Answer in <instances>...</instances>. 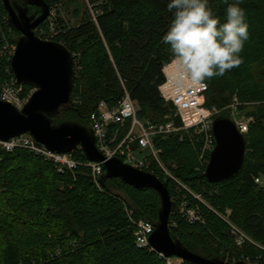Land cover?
<instances>
[{"label":"trees","instance_id":"16d2710c","mask_svg":"<svg viewBox=\"0 0 264 264\" xmlns=\"http://www.w3.org/2000/svg\"><path fill=\"white\" fill-rule=\"evenodd\" d=\"M14 1L22 3V0ZM43 1L50 11L62 2H76ZM95 1L87 2L92 5L94 18L86 11L82 22L75 27L69 28L62 19L55 18L51 22L52 35L47 19L37 28L36 33L42 34L43 40L62 44L79 68L72 86L73 109L52 118L53 123L73 121L90 128V115L96 111L97 104L104 101L113 106L123 97L124 90L138 106L139 119L166 122L173 115V108L161 99L159 86L164 80L162 68L172 59L170 47L161 43L172 20L167 0H103L99 4ZM232 3L236 0H209L221 23L226 21V9ZM240 7L249 25V39L244 42V48L257 45L264 48V0H240ZM29 15L38 16L39 10L29 7ZM13 35L19 34L9 27L0 0V46L9 42L15 47ZM253 35L256 41L248 44ZM244 48L241 54L248 52ZM238 68L240 65L225 75L241 69ZM224 76L205 81L206 107L221 111L230 104L233 89L223 81ZM13 78L10 63L0 59V90ZM22 89L23 97L32 90L27 86ZM241 93L242 102L258 101L261 97L260 93H244V90ZM263 115L264 105L253 116L250 128L253 140L255 134H264ZM220 116L221 113L217 117ZM173 121L180 125L178 119ZM114 129L110 127L109 137ZM125 133L126 128L120 132L118 141ZM177 138L172 135L154 140L155 147L161 150V163L173 177L196 192H200L199 185L217 188L218 193L206 196V200L222 211L230 209L231 221L264 248V188H258L254 181L264 173V155L257 154L261 158L259 164L248 165L246 154L236 177L210 184L203 175L194 172L196 158L189 143L179 142ZM132 150H136V145ZM73 154L79 166L72 172L59 174L51 164L26 150L0 151V264H165L154 249H137L133 236L132 220L143 219L155 225L160 207L157 192L136 189L119 179H109L104 184L98 180L96 184L81 147ZM151 161L147 172L165 183L170 200L176 204L179 197L174 184ZM198 206L204 224L189 225L172 211L168 221V225L175 223V227H169L172 238L205 258H223L219 250L242 253L252 260L264 257V250L252 244L237 249L227 225L203 205Z\"/></svg>","mask_w":264,"mask_h":264},{"label":"water","instance_id":"95a60500","mask_svg":"<svg viewBox=\"0 0 264 264\" xmlns=\"http://www.w3.org/2000/svg\"><path fill=\"white\" fill-rule=\"evenodd\" d=\"M7 13L9 27L19 34L10 69L20 86L33 89L28 101L19 111L0 100V141L6 142L23 134L30 135L49 151L73 153L81 147L89 162L102 163L104 173L99 182L119 179L136 189H153L160 200L158 219L149 236V246L166 258L176 257L189 264H248L230 263L223 258H205L189 251L169 232V217L175 208L165 183L151 173L135 169L118 158H105L98 152L93 131L76 122L53 123L52 118L73 109L71 94L74 81V60L60 43L43 40L37 28L49 16V6L43 0H1ZM29 7L39 15H29ZM215 147L209 155L203 177L210 184H218L236 177L243 165L246 151L244 136L233 120L215 117L212 122Z\"/></svg>","mask_w":264,"mask_h":264},{"label":"built area","instance_id":"2783aa9c","mask_svg":"<svg viewBox=\"0 0 264 264\" xmlns=\"http://www.w3.org/2000/svg\"><path fill=\"white\" fill-rule=\"evenodd\" d=\"M52 16L53 12L50 11L47 18L50 23L52 22ZM2 43L0 46V59L9 63L15 47L9 42ZM77 70L79 68L74 60V78L77 77ZM162 73L164 80L159 86L160 97L165 103L172 106L173 116L178 119L180 125L176 126L170 118H166V122L162 123H152L148 119H139L136 103L131 100L129 93L124 90L123 97L116 104L109 106L106 102L100 101L96 106V111L90 115V129L93 131L98 152L107 159L118 158L123 163L145 172L149 170L150 166L141 155L145 152L149 153L156 161L155 164L162 170L164 177L174 184L179 198L175 201V208L172 211L176 213L178 218L189 225L204 224L198 206V204H201L227 225L229 234L237 249L241 250L246 244L255 245L231 221L229 209L222 211L219 207H214L206 201V196H213L217 191L203 187L200 192H196L192 186L182 183L176 177H173L167 168H163L159 159L161 150L155 147L154 140L158 137L165 139L168 136L177 135L179 142H188L196 146L198 161L201 165L202 174H204L209 155L215 147L212 122L219 111L214 107L208 108L204 105L207 86L201 88L188 84L179 91L174 87L178 66L173 62V59L163 66ZM22 87L16 83L15 78L9 80L0 90V100L10 103L20 111L30 97L29 93L25 97L22 96ZM233 122L240 134L245 131L242 119H234ZM110 127H115L111 137L108 136ZM125 128L126 133L123 139L118 141L117 138L120 132ZM133 145H136V150H132ZM17 149L26 150L32 156L41 158L44 162L51 164L59 174L72 172L79 166L72 152L60 155L51 152L43 145L38 144L28 134L14 137L6 142L0 141V151L2 152L12 153ZM86 167L91 170L92 179L97 184L104 173L102 163L89 162ZM254 181L259 183V178ZM131 213L130 211L129 215ZM132 226L136 248H151L148 238L154 231V225L138 219L136 221L132 220ZM169 227H175V223L171 222ZM159 256L165 260V264H185V261L176 257L166 258L161 253H159ZM240 261L248 264H258L260 262L264 263V257L260 256L252 260L249 256L235 252L227 256V262L236 263ZM252 261L254 263H251Z\"/></svg>","mask_w":264,"mask_h":264},{"label":"clouds","instance_id":"9594fccd","mask_svg":"<svg viewBox=\"0 0 264 264\" xmlns=\"http://www.w3.org/2000/svg\"><path fill=\"white\" fill-rule=\"evenodd\" d=\"M171 23L161 43L171 49L178 66L174 87H206V80L224 76L243 62L240 53L249 39L246 14L240 0L229 4L221 23L209 0H167Z\"/></svg>","mask_w":264,"mask_h":264},{"label":"rangeland","instance_id":"374dc122","mask_svg":"<svg viewBox=\"0 0 264 264\" xmlns=\"http://www.w3.org/2000/svg\"><path fill=\"white\" fill-rule=\"evenodd\" d=\"M88 1L87 0H76L75 3L62 2L61 5H59L58 7H56V8L53 7V9H52V12H53L52 20H54L55 18H60L63 20V22L69 28H72V27H75L82 22L83 18L86 16V11H88L89 15L90 16L92 15L91 17L94 18V16H93L94 13L91 10L92 5H89ZM102 1L103 0H96L95 3L99 4ZM53 33H54V28L52 25H50V35H52ZM36 35L38 36L40 34L36 33ZM41 35L39 36L40 38H41ZM18 36L13 35L12 40L17 41ZM256 38L257 37L253 35L251 37L252 41H250V43H248V44H253L256 41ZM244 50H246L248 52H246V54H244V53L239 54L243 60V62L240 64L241 69L238 68L240 70H238L237 72L227 73V75L224 76L223 81L229 86V88L231 90L233 89L232 94H231V102L228 106L223 107L221 109V111L218 110L219 112L216 115V117L218 115H220V113H221V115L223 117L231 119V120H234V119L238 120V118L242 119V121L245 125V131L242 132L241 134H243L244 138H247V140H248V142H246V151H245V155L247 154V160H248L247 163H248V165H250V164L254 165L255 163L259 164L261 162L260 156L264 155V134L263 135L261 134L262 136H258L259 134H255L254 140H253V137H251L252 135L250 134V128L254 122L253 116H254V114L258 113L259 107H261V106L263 107V105H264V48L257 45L255 47L251 46L249 48H244ZM172 59H173V57H172ZM243 90H244V93L249 92L250 94L253 93L255 95H256V93H260L261 94L260 100L254 101V102H251V101H243L242 102V101H240L241 100L240 96H243L241 91H243ZM33 91L34 90L32 89L29 92V94L31 95L33 93ZM204 102H205V95H204ZM138 110H139V108L137 106V112H138ZM167 118H170L173 120L174 116L172 115L171 117H167ZM263 127H264V120H263ZM260 137L262 139V142H261ZM189 145L191 146V149L193 150V154L195 155V158H196L195 159L196 160L195 165H194V172H196L198 175H203L201 165L198 161L197 151L195 149L196 146L191 145V144H189ZM257 154H260V156L258 158H257ZM141 156L147 160V163L151 167V164H152L151 159L152 160H154V159L150 156V154L145 152ZM263 162L264 161L262 160V163ZM164 167L165 166L163 165V168ZM173 167H174V165H173ZM165 168H167V167H165ZM255 184L258 188H262V187L264 188V173L263 172H262V174L259 175V183L255 182ZM203 187L206 188L205 185L199 186L200 189H202ZM213 189H215V191H219L217 188H213ZM209 190H212V189H209ZM230 214H231V210H230ZM144 221H146V220H144ZM239 230L241 232H243L248 237V235L244 231H242L240 228H239ZM249 239H251V238L249 237ZM253 246H255L261 250L264 249L263 247H261L259 244L257 245L256 243ZM228 254H229V252L219 250V255L220 256L222 255L223 259L225 261H227L226 259H227Z\"/></svg>","mask_w":264,"mask_h":264}]
</instances>
